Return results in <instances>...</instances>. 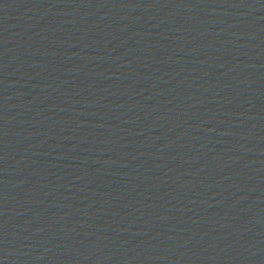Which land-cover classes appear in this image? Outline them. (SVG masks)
<instances>
[{"label": "water", "instance_id": "water-1", "mask_svg": "<svg viewBox=\"0 0 264 264\" xmlns=\"http://www.w3.org/2000/svg\"><path fill=\"white\" fill-rule=\"evenodd\" d=\"M0 264H264V0H0Z\"/></svg>", "mask_w": 264, "mask_h": 264}]
</instances>
